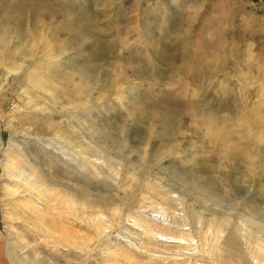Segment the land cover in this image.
Instances as JSON below:
<instances>
[{
    "label": "rangeland",
    "instance_id": "rangeland-1",
    "mask_svg": "<svg viewBox=\"0 0 264 264\" xmlns=\"http://www.w3.org/2000/svg\"><path fill=\"white\" fill-rule=\"evenodd\" d=\"M6 155L44 191L108 217L116 207L105 241L125 251L88 264H173L187 252L190 264L263 263L240 218L261 224L264 247V0H0V264H77L55 246L103 238L74 226L78 236L45 240ZM158 213L167 237L186 222L194 244L178 250L133 224ZM56 219L49 209L44 224Z\"/></svg>",
    "mask_w": 264,
    "mask_h": 264
},
{
    "label": "bare ground",
    "instance_id": "bare-ground-1",
    "mask_svg": "<svg viewBox=\"0 0 264 264\" xmlns=\"http://www.w3.org/2000/svg\"><path fill=\"white\" fill-rule=\"evenodd\" d=\"M42 59L43 60H51L52 57L49 54H47L46 56H43ZM51 66H53L52 63L44 64L42 67L46 70V72L49 73L48 68L50 69ZM30 71H32V73H34L36 71V68H33ZM30 84H32V86H34V88H40V89H42V91H44L46 93L49 92L44 86L45 83L42 86L41 85L42 82H37L34 79H31ZM73 94H74V97H76V98L82 97L80 89H75ZM63 150H65V154H63L64 155L63 157L65 159L71 158V160H73L79 164L89 163L88 156H86L85 154L84 155L82 154L83 150H80L81 152H79V155H78L79 159L72 158V156L69 154V151L67 149L63 148ZM6 157H7V155L4 158H2V162L5 163L6 168L9 169V172H11V169L13 168L12 166L14 163H13V161H11L10 159H8ZM100 160H103L102 156H100L99 158L94 157L92 162L96 163ZM100 164H103V163L100 161ZM78 167L82 168V165H78ZM107 169L109 171L113 170L111 168H107ZM113 172H114V170H113ZM10 174L12 176H14L15 179H18V183L22 184L23 186H25L29 190L28 197H26L21 202V207H23L24 209H29L31 212H33L36 215V220L41 224L42 230L44 231V233L46 235L45 240L46 239L47 240L48 239L56 240L60 237L65 238L63 235L64 230L67 231L69 236H72V234H76L78 236L79 231L78 232L74 231V228H73L74 226L75 227L85 226L92 233H94V232L97 233L99 238H103V241H94L95 239L91 238V236H89V234H86V235L82 234L80 237L82 239H77L76 242L73 241L72 239L70 240V239L65 238L62 242L66 243V245H58L57 244L55 246L57 253L62 252V254L63 253L74 254V258H75L77 264H79L80 259L82 261V262L80 261L81 264H88L91 262L98 263L97 258L101 255L103 256L102 259L110 261L111 257H113V256L115 257L114 251L115 252L116 251H123L122 248L113 246L112 242L109 243V242L105 241L108 239L106 232L108 231V229H109L108 227L112 223L113 219L111 216L113 214H115L116 207L110 211L111 216L108 217V216H105L106 213L104 212V208L94 207L93 205H90L86 201L85 202L80 201L79 199H77V197L75 195H72V194H66V193L61 194L59 192V190H57L53 186H49L47 188V190L44 191L41 188L42 183L40 181H38L36 178H33L31 174H27L25 176V180H27L26 177H28V176L32 177V179H34V180L29 179L30 181H27V182H25V180H23V178H22L23 173L11 172ZM49 209H53L57 219L60 222V225H61L60 228L56 229V227H54V225H53V227L52 226L50 227L49 225L46 226V224H44L46 212ZM150 216H151L150 218L140 217L139 220L136 219L133 221L134 225H136L142 229V232L145 236L154 238L157 241L163 242L165 244L174 245V246H176V248L178 247L177 248L178 250H179V248H182V247H187L189 249V247H191V245L194 244L193 239L190 237V235L188 233H185L184 232L185 230H182L183 227L188 226V224L186 222L182 223L180 225L181 227L177 226L176 227L177 230L175 232H173L174 234L167 237L163 233V231L160 230L161 227L159 226L160 223L162 224V223L166 222L167 219H166L165 215L158 213V214H152ZM198 218L197 219L195 218V221L200 224L201 219L199 218L200 219L199 220ZM240 223H242V226H244V231L240 235L241 239L242 240H248V242L256 243V247H255L256 252L252 251L254 259H255V256L258 258H260L261 256L264 257V247H260V245L258 244V242H261L262 237H261L260 233L259 234H253V226H260L261 224L259 222H256L251 217L240 218ZM211 224L213 225L214 236L220 237V235L223 233V229L225 226L221 223H218L215 220H213V222L211 221ZM257 228L260 229V231H263L262 228H260V227H257ZM39 231H41V230H39ZM187 231L188 232L190 231V227ZM41 233L42 232H40V234ZM52 233L55 234L56 237L53 236ZM58 236H60V237H58ZM256 240H257V242H256ZM225 242L230 247L234 246L236 244L233 236L227 237ZM126 243L131 248L138 250L135 248V245L133 243H131L130 241H126ZM175 254H177V253H175ZM178 254L182 258L177 257ZM178 254L175 256V258H172L171 261L173 262V264H179L180 262L184 261V259L188 260V262L185 260V264H190V260L193 259L192 258L193 254H191V253L187 252V253H183V254L182 253H178ZM151 255L153 256V254L148 253V256H150L154 261H158L157 259H159V258L152 257ZM184 257H186V258H184ZM259 262H261V260ZM262 262L263 263H261V264H264V260Z\"/></svg>",
    "mask_w": 264,
    "mask_h": 264
}]
</instances>
